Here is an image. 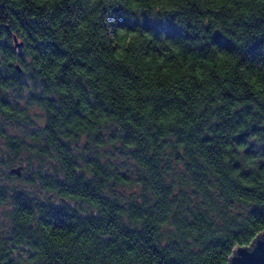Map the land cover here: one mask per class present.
I'll return each instance as SVG.
<instances>
[{
    "label": "trees",
    "instance_id": "obj_1",
    "mask_svg": "<svg viewBox=\"0 0 264 264\" xmlns=\"http://www.w3.org/2000/svg\"><path fill=\"white\" fill-rule=\"evenodd\" d=\"M262 72L264 0H0V264H227Z\"/></svg>",
    "mask_w": 264,
    "mask_h": 264
},
{
    "label": "snow or ice",
    "instance_id": "obj_2",
    "mask_svg": "<svg viewBox=\"0 0 264 264\" xmlns=\"http://www.w3.org/2000/svg\"><path fill=\"white\" fill-rule=\"evenodd\" d=\"M220 46V50L224 51L225 48H227V44L223 43V42H217ZM209 47H211V43L209 44ZM229 51H233L232 49H228ZM236 52H239V50H235ZM235 54V52H234ZM241 55H243V53H240ZM260 88L259 90L261 92H264V72L261 73L260 76ZM257 83V81H252V84L255 85ZM251 236V239L253 241H255V245L253 246L252 244H246L243 245V247L246 248H253V250L259 248L264 250V233H250L249 234ZM246 254L241 252L239 249H237L236 253H235V259L233 260V264H250V261L245 259Z\"/></svg>",
    "mask_w": 264,
    "mask_h": 264
},
{
    "label": "water",
    "instance_id": "obj_3",
    "mask_svg": "<svg viewBox=\"0 0 264 264\" xmlns=\"http://www.w3.org/2000/svg\"><path fill=\"white\" fill-rule=\"evenodd\" d=\"M21 46H22V42L19 41L16 36H14V47L19 48ZM17 69L19 72H21V68L19 65L17 66ZM263 127H264V124H263ZM12 171L20 175L21 167H17L13 169ZM261 233H264V231ZM252 245L253 246L255 245V241L252 242ZM237 249H239L241 252L246 254L245 259L249 260L250 264H264V250L259 249V248L253 250V248H246V247L235 248L227 264H233V260L235 259V253Z\"/></svg>",
    "mask_w": 264,
    "mask_h": 264
},
{
    "label": "rangeland",
    "instance_id": "obj_4",
    "mask_svg": "<svg viewBox=\"0 0 264 264\" xmlns=\"http://www.w3.org/2000/svg\"><path fill=\"white\" fill-rule=\"evenodd\" d=\"M20 130H22V128H21ZM29 131H31V130H29ZM13 132H17V130H14ZM2 144H4V140L0 137V145H2ZM0 149L5 150L4 147H1ZM29 156H30V155H29L28 153H24V154H23V157H25V158H26V157H29ZM25 158H24V159H25ZM1 159H2V157H0V169H1L0 173L2 172L3 174L6 175L7 173L10 172L11 167H4L3 164H2ZM23 165H24V163H23V164H21V163H17V164H15V165H13V168H15V166H16V167H21V169H22ZM1 175H2V174H1ZM16 182H17V181H16Z\"/></svg>",
    "mask_w": 264,
    "mask_h": 264
}]
</instances>
